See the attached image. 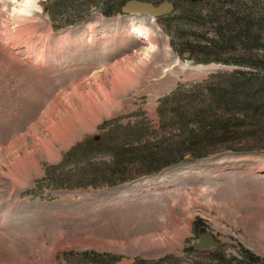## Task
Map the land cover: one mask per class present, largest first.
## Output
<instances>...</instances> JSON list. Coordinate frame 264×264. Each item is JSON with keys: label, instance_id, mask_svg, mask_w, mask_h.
Segmentation results:
<instances>
[{"label": "rangeland", "instance_id": "rangeland-1", "mask_svg": "<svg viewBox=\"0 0 264 264\" xmlns=\"http://www.w3.org/2000/svg\"><path fill=\"white\" fill-rule=\"evenodd\" d=\"M127 1L0 0V264L121 258L241 264L249 256L264 262V125H249L257 116L204 148L189 146L180 162L154 174L144 175L159 161L142 162L152 150L120 156L125 164L118 161L111 173L124 181H102L116 140L137 144L134 137L149 135L145 142L165 144L194 106L205 120L224 116L204 89L208 80L257 72L194 58L264 55L263 37L256 36L264 30V0H203L194 7L167 0L175 11L158 19L123 15ZM233 15L250 23V37ZM135 27L145 29L148 43L136 41ZM227 82L221 77L214 84ZM173 94L179 95L160 108L161 119L159 101ZM106 134V144L65 157L78 143ZM204 232L221 247L193 250Z\"/></svg>", "mask_w": 264, "mask_h": 264}, {"label": "trees", "instance_id": "trees-1", "mask_svg": "<svg viewBox=\"0 0 264 264\" xmlns=\"http://www.w3.org/2000/svg\"><path fill=\"white\" fill-rule=\"evenodd\" d=\"M117 3H122L123 0H117ZM186 3L190 7H194L196 4L190 3L188 0H186ZM108 4H105L104 6L107 7ZM117 7V6H116ZM112 9V8H111ZM115 12V11H114ZM113 13V11H112ZM50 14L53 15V12ZM105 15H110L107 13H104ZM232 22L237 27H241L240 29H245V35L250 37L251 31H250V23L243 24L241 18H235L234 15L232 16ZM224 27H219L218 32L221 34ZM256 36H258L257 39H261V37L264 38V30L263 28L259 31ZM223 33V32H222ZM261 39L259 41H264V39ZM212 46V44H210ZM197 63L202 64H208L212 62H223L225 64L229 63H235L242 67H249L253 69L255 74L247 73L246 71H237L234 72L231 75H219L211 77L209 83L205 85L206 92L211 94V97L213 101L216 102L217 106L224 107L227 112L224 114V118H220L219 115L215 114H207V119L205 120L203 111L198 110V106H194L188 113L187 118L183 114L181 116L183 118L182 122H176L175 123V130H178L177 135L165 137V144L160 142L159 144L154 143H148L145 142V140H148L150 137L149 135L145 137L144 135H138L134 137V142L137 144H133L130 141L127 140H116L118 142L111 143L112 151L107 150V153L114 157V161L112 164L108 166L107 171H103V176L108 178H103L102 181L106 183H110V185L123 182L124 180L122 178H116L114 176V173H111V168H114L117 166L118 161L120 162V165H124L125 162L120 161V156L130 157V155H133L136 152L142 153L143 150L148 148V150H152V152L148 155L143 156V163H147L148 165L151 162L159 161L158 165L153 168H149V171L144 174H154L159 171H161L164 168H167L169 166H172L178 162L181 161L182 153L185 150L191 149L189 147L188 143L190 141H200V145L197 146V148H204L207 146V144L215 139L217 135H219L222 132L227 133H234L237 131V128L240 127L243 120H245L248 117L257 116L255 121L258 123L250 122L249 125L256 126L259 124L264 125V55L261 57H257L255 59L250 58L247 60H236V61H227V60H212L208 58H194ZM221 77L227 78L228 82L226 83V86L222 84V86H216L214 84V81L217 79H220ZM177 94H173L171 97L163 98L159 101V115L162 119V112H160V108L164 105L168 104L170 101L174 99V97ZM179 95V94H178ZM177 95V96H178ZM220 102V103H219ZM197 107V108H195ZM175 115V114H174ZM190 116V117H189ZM191 118L188 120V122H184L185 119ZM205 120V121H204ZM160 123L161 128L163 132L166 131V122ZM184 122V123H183ZM192 128V129H191ZM241 131V130H240ZM112 132V131H109ZM108 137V134L105 136L99 138V140H84L77 145H75L72 150L65 156V157H76L83 155L86 151L91 150L92 147L99 146L104 140ZM144 140V142H143ZM106 141V140H105ZM103 145L106 143H102ZM96 150L93 152L92 155L96 154ZM157 158V160H155ZM126 164H129L127 162ZM105 172V173H104ZM86 176L82 172H79V179H84ZM93 179L96 177V173H93ZM69 178L72 179L71 175H69ZM105 179V180H104ZM95 181V180H94ZM91 183L90 185H93ZM107 186V185H106ZM80 187V186H79ZM83 187V186H81ZM194 229L197 230L198 224H194ZM249 260L252 263H258L256 258H253L252 256L248 257Z\"/></svg>", "mask_w": 264, "mask_h": 264}, {"label": "water", "instance_id": "water-1", "mask_svg": "<svg viewBox=\"0 0 264 264\" xmlns=\"http://www.w3.org/2000/svg\"><path fill=\"white\" fill-rule=\"evenodd\" d=\"M191 3L195 4L202 0H189ZM121 13L124 15H136V16H146L153 19L162 18L168 16L174 12V4L167 0H164L157 5L141 0H129L121 6ZM189 53H184L182 58H189ZM199 141H192L189 143L190 146L198 145ZM221 247V243L218 242L214 235L209 232H204L200 234L192 242V249L197 251H204L209 249H218ZM134 259L121 258L116 264H134ZM241 264H264L252 263L250 261H242Z\"/></svg>", "mask_w": 264, "mask_h": 264}, {"label": "bare ground", "instance_id": "bare-ground-1", "mask_svg": "<svg viewBox=\"0 0 264 264\" xmlns=\"http://www.w3.org/2000/svg\"><path fill=\"white\" fill-rule=\"evenodd\" d=\"M133 34H134V37L137 40H146L147 43L149 41V35L147 34V32L145 31V29L141 28V27H135L134 30H133ZM145 41V42H146ZM144 42V43H145ZM120 69V68H119ZM100 111V110H99ZM87 132V131H86ZM12 148V147H11ZM164 234V233H163ZM162 234V235H163ZM167 234V233H166ZM159 238V237H158ZM159 240V239H158ZM163 240V239H162ZM163 242V241H162Z\"/></svg>", "mask_w": 264, "mask_h": 264}]
</instances>
